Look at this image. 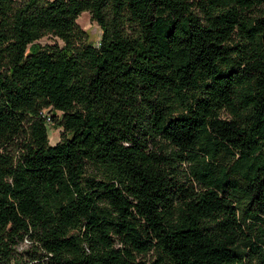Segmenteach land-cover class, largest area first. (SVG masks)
<instances>
[{"label": "trees", "instance_id": "16d2710c", "mask_svg": "<svg viewBox=\"0 0 264 264\" xmlns=\"http://www.w3.org/2000/svg\"><path fill=\"white\" fill-rule=\"evenodd\" d=\"M23 240L39 264H264V0H0V260Z\"/></svg>", "mask_w": 264, "mask_h": 264}, {"label": "rangeland", "instance_id": "374dc122", "mask_svg": "<svg viewBox=\"0 0 264 264\" xmlns=\"http://www.w3.org/2000/svg\"><path fill=\"white\" fill-rule=\"evenodd\" d=\"M76 22L78 26L87 33L88 41L97 44L100 39L101 30L99 26L96 24V22L92 20L90 14L87 11L81 12L77 17ZM37 43L40 44L41 46L54 44V43L59 45L62 44V42L58 38L53 37L51 35L43 36L37 41ZM57 115H59L58 112ZM46 123H47V132H48V142L50 144H55L57 141L60 140L62 128L52 120H47ZM31 249L32 247L29 244V242L27 240H23L17 246L16 254H14V256L10 260H0V264H20V262L26 264H39V263L29 262V257L26 254V251ZM146 259L150 263L153 259L152 255L148 254L146 256Z\"/></svg>", "mask_w": 264, "mask_h": 264}]
</instances>
